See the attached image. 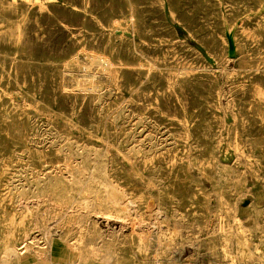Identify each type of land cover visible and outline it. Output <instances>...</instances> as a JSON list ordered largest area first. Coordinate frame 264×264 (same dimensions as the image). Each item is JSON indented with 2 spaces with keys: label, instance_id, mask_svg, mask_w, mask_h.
<instances>
[{
  "label": "rangeland",
  "instance_id": "obj_1",
  "mask_svg": "<svg viewBox=\"0 0 264 264\" xmlns=\"http://www.w3.org/2000/svg\"><path fill=\"white\" fill-rule=\"evenodd\" d=\"M58 245L264 264V0H0V264Z\"/></svg>",
  "mask_w": 264,
  "mask_h": 264
},
{
  "label": "bare ground",
  "instance_id": "obj_2",
  "mask_svg": "<svg viewBox=\"0 0 264 264\" xmlns=\"http://www.w3.org/2000/svg\"><path fill=\"white\" fill-rule=\"evenodd\" d=\"M104 57V56H103ZM99 58V57H98ZM92 59V58H91ZM100 60V59H99ZM104 60V59H103ZM108 60V59H107ZM93 62V61H92ZM108 64V63H107ZM151 65V64H150ZM147 66H149V64L147 65ZM151 67V66H150ZM154 68V67H153ZM156 70V69H155ZM83 71V70H82ZM88 71H89V69H88ZM91 71V70H90ZM90 73V72H89ZM110 75V74H109ZM92 86V85H91ZM97 90V89H96ZM102 93V92H101ZM107 93V92H106ZM17 99V98H16ZM114 118V117H113ZM136 127V126H135ZM136 131V130H135ZM85 149V148H84ZM85 152V151H84ZM123 154V153H122ZM46 169V168H45ZM61 170V169H60ZM59 170V171H60ZM55 176V175H54ZM57 176V175H56ZM55 176V177H56ZM47 177V176H46ZM51 180V179H50ZM40 181V180H39ZM44 181V180H43ZM48 181V180H47ZM52 181V180H51ZM65 181V180H64ZM41 182V181H40ZM56 182V181H55ZM60 182V181H59ZM45 183H46V181H45ZM54 184V183H53ZM36 185V184H35ZM38 185V184H37ZM43 185V184H42ZM49 185H51V184H49ZM57 185V184H56ZM111 185V184H110ZM40 186H41V184H40ZM48 186V185H47ZM116 186V185H115ZM37 187V186H36ZM43 187V186H42ZM62 187V186H61ZM70 187V186H69ZM37 188H39V187H37ZM71 188V187H70ZM111 189H112V187H110ZM47 189V188H46ZM51 189V188H50ZM107 189V188H106ZM109 189V188H108ZM42 190V189H41ZM54 190V189H53ZM59 190V189H58ZM67 190V189H66ZM39 191V190H38ZM49 191V190H48ZM65 191V190H64ZM69 191V190H68ZM111 191V190H110ZM117 191V190H116ZM70 192H71V190H70ZM238 192V191H237ZM22 194L23 193H25V192H21ZM35 193V192H34ZM42 193V192H41ZM41 193H40V195H41ZM108 193V192H107ZM111 193H112V191H111ZM121 193V192H120ZM22 194H20L21 195V197H22ZM26 194V193H25ZM49 195H50V192L48 193ZM53 194V193H52ZM55 194V193H54ZM59 195V194H58ZM60 195H61V193H60ZM68 195V194H67ZM115 196H116V193L114 194ZM121 195H122V193H121ZM120 195V196H121ZM29 196V195H28ZM46 196V195H45ZM108 196H111V195H108ZM25 197V196H24ZM41 197H42V195H41ZM49 197V196H48ZM118 197V196H117ZM26 198V197H25ZM24 198V199H25ZM34 198V197H33ZM40 198V197H39ZM57 198V197H56ZM73 198V197H72ZM109 198H112V197H109ZM114 199H115V197H113ZM119 198V197H118ZM31 199V198H30ZM113 199V200H114ZM117 199V198H116ZM51 200V199H50ZM55 200V199H54ZM118 200V199H117ZM81 201V200H80ZM82 202V201H81ZM57 203V202H56ZM72 203V202H71ZM87 203V202H86ZM102 203V202H101ZM68 204V203H67ZM74 204V203H73ZM85 204V203H84ZM100 204V203H99ZM106 204V203H105ZM113 204V203H112ZM52 205V204H51ZM103 205V204H102ZM118 205V204H117ZM37 206H38V204H37ZM42 206V205H41ZM52 206H54V205H52ZM69 206V205H68ZM87 206V205H86ZM120 206V205H119ZM121 206H122V204H121ZM117 207V206H116ZM46 208H47V206H46ZM102 208V207H101ZM57 209V208H56ZM106 209V208H105ZM37 210V209H36ZM100 210V209H99ZM119 210V209H118ZM120 211V210H119ZM125 212H127V211H125ZM28 213V212H27ZM27 213H26V215H27ZM34 213V212H33ZM105 213V212H104ZM109 213V212H108ZM113 213V212H112ZM116 213H117V211H116ZM122 213V212H121ZM36 214H37V212H36ZM106 214V213H105ZM120 214V213H119ZM122 214H120V216H121ZM124 215V214H123ZM125 215H126V213H125ZM42 217V216H41ZM40 217V218H41ZM125 217V216H124ZM39 220V219H38ZM42 220V219H41ZM40 220V221H41ZM35 222H37V221H35ZM126 222V221H125ZM193 222V221H192ZM2 223V222H1ZM31 223V222H30ZM33 236V235H32ZM7 237V236H6ZM6 239V238H5ZM30 240V239H29ZM34 240V239H33ZM173 240V239H172ZM210 241V240H209ZM140 242V241H139ZM23 244V243H22ZM21 244V245H22ZM43 245V244H42ZM50 245V244H49ZM71 245V244H70ZM34 246V245H33ZM30 247V246H29ZM32 247V246H31ZM45 247V246H44ZM71 247V246H70ZM17 248V247H16ZM16 248H12L11 246L10 247H8L6 250H5V255H4V264H9L10 263V261L12 260V258H14L17 262H18V264H25V263H27L26 262V259L23 257V254H24V252L22 253V252H19V248L18 249H16ZM40 249V248H39ZM70 249V248H69ZM75 249V248H74ZM27 250H29V248H26V252H27ZM37 250V249H36ZM43 251V250H42ZM71 252V251H70ZM33 253V252H32ZM27 254V253H26ZM29 254V253H28ZM29 257V256H28ZM69 257H70V254H69ZM30 258V257H29ZM33 259V258H32ZM31 259V260H32ZM37 259V258H36ZM113 259V258H112Z\"/></svg>",
  "mask_w": 264,
  "mask_h": 264
},
{
  "label": "crops",
  "instance_id": "obj_3",
  "mask_svg": "<svg viewBox=\"0 0 264 264\" xmlns=\"http://www.w3.org/2000/svg\"><path fill=\"white\" fill-rule=\"evenodd\" d=\"M63 245H58L55 251L56 254V259L53 258L52 254H49V258L47 259V261H42L39 262V260H35V261H28L25 264H75L76 261H71V262H66L62 259H60V257L63 256V254L66 252L65 249H63Z\"/></svg>",
  "mask_w": 264,
  "mask_h": 264
}]
</instances>
